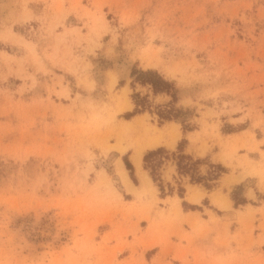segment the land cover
I'll return each mask as SVG.
<instances>
[{
	"label": "rangeland",
	"instance_id": "obj_1",
	"mask_svg": "<svg viewBox=\"0 0 264 264\" xmlns=\"http://www.w3.org/2000/svg\"><path fill=\"white\" fill-rule=\"evenodd\" d=\"M188 182L220 192L197 235L222 251L169 245L204 210ZM262 231L264 0H0V264H264Z\"/></svg>",
	"mask_w": 264,
	"mask_h": 264
},
{
	"label": "crops",
	"instance_id": "obj_2",
	"mask_svg": "<svg viewBox=\"0 0 264 264\" xmlns=\"http://www.w3.org/2000/svg\"><path fill=\"white\" fill-rule=\"evenodd\" d=\"M192 184V185H196L200 188L201 192H203V195L200 199L199 202H190V201H187L185 199V192H186V184H184V195L183 197H179L180 201L182 199H185L188 203L190 204H198V205H202L204 207V210L203 209H192V208H183L181 206V210H183V212H187V211H195L196 214H199L198 216L197 215H192L190 217H187V218H190L191 220L190 221H184L182 222L181 224V227L183 228V231L180 230L181 228H177V234H174L172 236H170V241H169V245H171L173 247V250L172 251H177L176 249H179V248H182L183 251H204V253H206L207 251H222V248H218V247H210V244H205V240L202 239V238H199L198 235H197V231H198V227L200 225H203L205 221L208 220V216L207 215H202L203 213H205V210L209 209L211 211H213L210 207H206L205 204H201V200L204 199L205 197L207 198L208 200V206H213L215 208H217V206L213 205L210 201V195L209 194H213V193H219L220 192L216 189L215 185L212 184V187L207 189L205 186H201L200 184H194V183H191V182H188V184ZM174 196H177V195H164L163 197L160 198V200L162 201H167L168 202V198H172ZM180 205H181V202H180ZM231 206H232V203H231ZM159 208L163 210V215H166V214H169L172 216V213L170 212L169 210V204H165V205H159ZM183 218V217H181ZM185 219V218H183ZM144 229L146 227V224L143 225ZM149 227V225H148ZM263 232V242L261 244L264 243V231ZM128 240L131 239L130 236L127 237ZM227 250V249H226ZM143 255H144V258L145 260L147 261V263H151L153 264L152 262V259H154L158 254H160L161 251H163V249L161 247H159L158 245H154L152 247H149V248H145L143 250ZM206 251V252H205ZM261 251L264 252V248L261 247ZM147 253H149V256L147 257ZM129 250H125L123 252H121L119 254V257L118 259H126L128 258L129 256ZM169 261H171V263L173 264H180L178 261L176 262L175 260H171L170 258H168ZM182 264V263H181Z\"/></svg>",
	"mask_w": 264,
	"mask_h": 264
},
{
	"label": "trees",
	"instance_id": "obj_3",
	"mask_svg": "<svg viewBox=\"0 0 264 264\" xmlns=\"http://www.w3.org/2000/svg\"><path fill=\"white\" fill-rule=\"evenodd\" d=\"M141 76H147L150 74L149 71H141L140 72ZM139 80H141L143 83L144 82H148L152 85L154 91H158V90H162V89H167V86H168V82L163 80L162 78L160 77H156L155 79L154 78H147V79H143V78H139ZM139 112L137 109H134L132 112H130L129 114H127L126 118H130L131 116H133L135 113ZM163 118L165 119H170V115H165V116H162ZM163 151V148L162 147H158L156 149H152V150H148L146 153H144L143 155V168L144 169H148L149 170V174L152 178L153 181H156V180H159L158 178V167L160 166V163L161 161L159 159H156V156L160 155ZM184 158H189L187 155H183L181 154L179 156V159L177 161V169L179 171H183L185 173H188V167L186 166V164H183L182 163V159ZM123 159V162L125 164V167L129 170V174H130V177L132 178V180L135 182V178H134V175H133V166L131 164V162L128 160L127 158V155H123L122 157ZM221 170L222 167H218ZM223 171V170H222ZM218 172L217 171H214V173H212L211 175V178H208L209 180H214L217 178L218 176ZM193 179V178H192ZM195 181H201L203 180L204 178L203 177H200L198 176L197 178H194ZM161 186V185H159ZM205 186L207 188H210V184L208 183H205ZM162 188V186H161ZM182 192H183V189H179V196L182 197ZM183 206H186V203L185 201H183ZM188 208H192V209H195V208H198V206L196 205H189Z\"/></svg>",
	"mask_w": 264,
	"mask_h": 264
},
{
	"label": "bare ground",
	"instance_id": "obj_4",
	"mask_svg": "<svg viewBox=\"0 0 264 264\" xmlns=\"http://www.w3.org/2000/svg\"><path fill=\"white\" fill-rule=\"evenodd\" d=\"M170 142H172V141H170ZM157 143H158V138H156V137H150V138H148V140L146 142H144L143 144H138L137 143L138 145L134 149L133 154H132V157H131V160L133 161V163L136 166V168H138V169L141 168L140 167L141 166L140 162H141V158H142V154H143L144 150L147 147H155L157 145ZM117 164H118V167L117 168L120 171L119 173L121 174V177L123 179V182L127 185V187L129 189H133V184L131 183V181H130V179L128 177L127 170L124 167V164L122 163V161L120 159L117 161ZM143 181L150 184L151 179H150V177L147 174H145V177L143 178ZM201 194L202 193H200L198 189H193L192 192L189 193L188 198H189V200L197 201L199 199V197H200ZM221 202H222L221 204L219 203L220 204V207H227V204H228L227 200H222Z\"/></svg>",
	"mask_w": 264,
	"mask_h": 264
}]
</instances>
